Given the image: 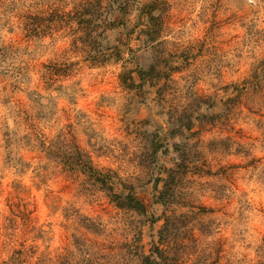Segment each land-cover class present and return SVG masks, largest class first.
Listing matches in <instances>:
<instances>
[{
    "label": "rangeland",
    "instance_id": "rangeland-1",
    "mask_svg": "<svg viewBox=\"0 0 264 264\" xmlns=\"http://www.w3.org/2000/svg\"><path fill=\"white\" fill-rule=\"evenodd\" d=\"M73 1L0 0V264H140L154 246L167 264H263L264 0H166L158 34L130 5L101 40L121 58L96 65L60 16ZM76 144L146 212L64 169ZM154 158L186 166L175 202L155 197Z\"/></svg>",
    "mask_w": 264,
    "mask_h": 264
},
{
    "label": "trees",
    "instance_id": "trees-1",
    "mask_svg": "<svg viewBox=\"0 0 264 264\" xmlns=\"http://www.w3.org/2000/svg\"><path fill=\"white\" fill-rule=\"evenodd\" d=\"M132 2L133 4H131ZM130 5H135L134 7L139 12L138 16L144 18V22H146L144 26L149 34L160 33L163 26L161 13L167 5L166 0H74L71 7L60 16L63 15L62 21L70 32L71 43L81 51H85L90 63L96 65L105 60L107 56H114V59L117 60L121 58L119 46L113 45L114 51L108 53V47L102 46L101 40L105 39L107 30L126 25L129 20L126 15L129 13ZM148 70L151 74L147 76H153L154 73L156 75L159 72L153 66H150V69L139 67L137 70H124L120 73V77L128 85V79L131 80L129 83L134 80L133 72L139 79H144ZM232 87L236 86L232 85ZM42 146L45 154L50 155L51 151L48 152L46 144L44 143ZM153 150L156 151V148L153 147ZM57 157L64 169L84 174V181L103 191L116 207L138 213L146 212V206L136 195L133 185L123 180L112 168L98 167L90 154L81 149L78 144H76V151L72 156H69L61 145ZM139 163L145 167L152 165L151 170H156L155 174H152L155 177V183L161 182L160 189L155 195L156 199L161 202H175L178 176L183 172L180 170L181 167L186 169L185 164L165 166L159 164L155 158L141 159ZM154 247L155 250L151 249L150 253L140 252V264H167L160 249ZM20 263L25 264V260L20 259Z\"/></svg>",
    "mask_w": 264,
    "mask_h": 264
}]
</instances>
